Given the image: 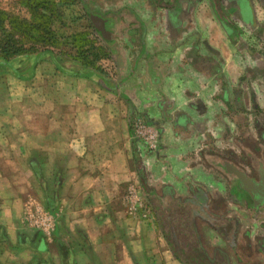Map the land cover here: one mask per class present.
<instances>
[{"label": "crops", "instance_id": "crops-1", "mask_svg": "<svg viewBox=\"0 0 264 264\" xmlns=\"http://www.w3.org/2000/svg\"><path fill=\"white\" fill-rule=\"evenodd\" d=\"M81 4L126 61L110 76L46 54L1 66L0 264H181L142 188L225 198L231 177L246 200L227 167L264 86V0ZM228 204L240 232L256 214Z\"/></svg>", "mask_w": 264, "mask_h": 264}, {"label": "trees", "instance_id": "trees-1", "mask_svg": "<svg viewBox=\"0 0 264 264\" xmlns=\"http://www.w3.org/2000/svg\"><path fill=\"white\" fill-rule=\"evenodd\" d=\"M20 1L28 12L29 17L26 19H21L20 16H9L0 9V65L5 67L11 59L31 54H46L55 61L57 57L68 56V53L55 50L60 44V39L55 36L50 27L52 19L56 18V0ZM89 21L93 28L98 30L97 33L101 39L104 38L105 33L102 32L106 31L102 29V22L93 17L92 12L89 15ZM88 52L89 50L77 49V55L72 59L81 63L83 67L95 69L92 63L84 62L87 57L82 58ZM88 55H91L95 61L100 57L104 58V55L91 53ZM142 189L149 206L153 209L161 235L167 242L172 255L181 264H231L230 256L237 258L239 252L246 257L249 254L252 242L246 241L245 246L237 243L239 220L234 216L228 217L227 214L229 202L239 206L245 205L241 203L235 187L232 188L230 200L218 195L212 197L202 187L193 188L188 198L174 197L169 188H163L161 194L146 187ZM166 198L171 200V204L163 206ZM209 203L214 209L211 213L206 212ZM184 209L188 210L184 211ZM197 221H200L207 230L217 234L227 248L212 247L209 253L202 244ZM247 237L248 233L245 234V240L248 239ZM254 243V249L264 256V238L255 240ZM185 255L189 257L184 258ZM198 255L200 260L196 258Z\"/></svg>", "mask_w": 264, "mask_h": 264}, {"label": "rangeland", "instance_id": "rangeland-1", "mask_svg": "<svg viewBox=\"0 0 264 264\" xmlns=\"http://www.w3.org/2000/svg\"><path fill=\"white\" fill-rule=\"evenodd\" d=\"M82 1L83 0H79V2L77 0H61V1L56 0V3H55L56 9H57L56 10V18L52 19L51 26H50L52 31L54 32L55 36L58 39H60V44H59L58 48L55 50H61L65 53H68V56L57 57L56 59L58 60V62L61 66H64L67 69H71L74 72H81L83 74H87V73L91 72L92 70L101 71L105 74L107 73L109 76L111 74H113L115 69H116L115 72H121V71H118L117 69L119 68V65H121L122 62H124V60L126 61V58H124V56H120L121 55L120 54L118 56L114 55V59H113V56L111 55L112 48L110 47V49L109 48L106 49L107 47H109L108 46L109 41L107 43L105 42L106 40L109 39V38H106L108 36L105 37L106 39L103 38V39H105L103 42L100 35L97 33L98 30L94 29L92 24L89 21V15L91 14V12H92L93 17L98 18L99 21H101L102 20V18H100V17H102L101 13L100 14L97 13L96 7L82 6V4H81ZM0 9H2L3 12L8 14L9 16H20L21 19L22 18L26 19L29 17L27 15L28 12L25 8V5L20 0H0ZM120 15H121V19L124 20L125 16H128L129 14L126 11V12L120 13ZM121 26L125 30H127V27H128L127 21L126 20L123 21V25H121ZM107 27L106 28L104 27V28H105L106 32L108 33L110 31H109V28H107ZM123 46L124 45L121 44L120 47H123ZM77 49L78 50H81V49L82 50H89V52L87 54H84L82 56V58L87 57L84 60V62L92 63L93 67L95 69L83 67L81 65V63H79L78 61H73L72 57H76ZM90 53L93 55L97 54L99 56L104 55V58L100 57L97 61H95L91 55L90 56L88 55ZM2 72L4 73V69L0 65V74H2ZM252 96H253L252 105L254 106V104H256L257 100L259 102L261 100V98H258L256 100L254 95H252ZM249 126L251 127L252 125L249 124ZM244 129H245L244 126L241 127V129H240L241 132L245 131ZM238 154H239V152H237V155ZM239 157H240V155L235 156L234 158H231L232 159L231 161H233L235 164L240 163V161L238 159ZM239 165H241V164H239ZM237 168L242 169L239 166H237ZM235 184H236L235 178L227 177L226 180H224L225 190L222 193L225 196V198H227V199L229 198L230 192L232 190L231 188H232V186H236ZM216 185H219V184L217 183ZM200 186H197V187H200ZM222 189H223V187H222ZM214 190H215L214 187H212V189L210 188L211 193L212 194L214 193L213 195L215 196ZM159 193L161 194V191ZM140 195H138V199H139L138 202L141 203ZM142 198H143L142 199V202H143V200H145V198L143 197V194H142ZM170 201L171 200L168 198L164 199L163 206L170 205L171 204ZM30 203L31 204H34V203L38 204V202H36V201L35 202L31 201ZM148 206H149V204H148ZM227 206L231 210L230 212H234L236 210V209H234L235 207L233 204H228ZM249 206H251V203H249ZM149 207L152 210L151 212H153L152 207L151 206H149ZM187 210L188 209H184V211H187ZM213 211H214V209L210 204L209 207L206 209V212L211 213ZM239 211L241 212V210H239ZM250 216L251 215L248 214V215H245V218H243L242 223H241V227H240V232L238 233V235H240L239 236L240 245L245 246L246 242H244L242 236L245 235L246 233H248L247 238H249V237L251 238V240H252V248L251 249L254 250L255 243H254L253 239L257 236H264V214H259L258 217L254 218V219H252ZM32 222L33 221H31V223ZM199 233L201 234L200 236L202 239V244H203L204 248L208 250L209 253H210V251H211L210 249L212 247H218V248H223V249L227 248V245L220 240V238L217 234L215 237L213 235L214 233L212 234L211 232L206 231L205 229H202V228L200 229ZM251 252H252V250H250L249 253H251ZM187 256L188 255H185L184 258L189 257V256L188 257ZM196 258L198 260H200L199 255ZM237 258H238L237 261L235 262L233 259V261H231V264H255V263L256 264H264V256H262L261 254H258V255L254 254L251 258H248L244 254H240V252H239V256ZM239 261H241V262H239Z\"/></svg>", "mask_w": 264, "mask_h": 264}, {"label": "flooded vegetation", "instance_id": "flooded-vegetation-1", "mask_svg": "<svg viewBox=\"0 0 264 264\" xmlns=\"http://www.w3.org/2000/svg\"><path fill=\"white\" fill-rule=\"evenodd\" d=\"M260 98L261 100L253 106V96L251 97V102L249 103L250 109L246 111L247 121L244 126L245 131L238 135L239 143H235L236 139H233V144L239 148L236 152H230V159L240 155L238 158L240 163L238 164L241 165L238 166L242 169H238L257 184V187L253 189L241 187L246 195L245 201L242 198L240 200L242 204H245L241 207L256 214L255 216H251L252 219L257 218L259 214H264V86ZM249 124L252 126L250 127ZM237 152H239L238 155ZM249 203H251V206H249ZM227 214L230 215V209L227 210ZM242 237L245 242H251L249 238L245 240V235ZM261 238H264V236L255 237L253 241H258ZM251 250L252 252L247 254L248 258H251L254 254H260L255 249Z\"/></svg>", "mask_w": 264, "mask_h": 264}, {"label": "water", "instance_id": "water-1", "mask_svg": "<svg viewBox=\"0 0 264 264\" xmlns=\"http://www.w3.org/2000/svg\"><path fill=\"white\" fill-rule=\"evenodd\" d=\"M101 25H102V29H103V24L101 23ZM227 170L231 171L232 173H234L237 176L241 187L250 188V189L257 187V184H255L253 181H251L243 172L237 170L236 168H234L232 166H228Z\"/></svg>", "mask_w": 264, "mask_h": 264}]
</instances>
